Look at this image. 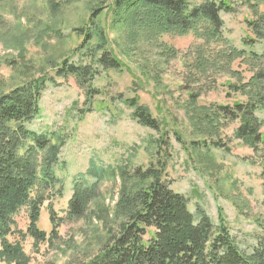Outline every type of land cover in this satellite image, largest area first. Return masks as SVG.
Instances as JSON below:
<instances>
[{"label":"trees","instance_id":"trees-1","mask_svg":"<svg viewBox=\"0 0 264 264\" xmlns=\"http://www.w3.org/2000/svg\"><path fill=\"white\" fill-rule=\"evenodd\" d=\"M248 7L253 18L248 19L247 26L253 36L246 37L244 43H264V12L251 2ZM107 8L110 28L124 32L127 41H135L136 54L132 57L140 60L136 62H140L143 75L152 76L159 84L162 79L158 69L182 58L185 83L181 87L187 94L183 108L193 128L192 148L198 152L207 148L208 153L212 147L229 151L219 133L225 124L237 121L234 135L259 156L264 179V120L257 114L264 110V52L238 49L226 38L221 11H234L230 2L203 0L193 5L188 0H112ZM100 9L94 7L88 25L78 30L82 41L73 51L76 61L65 58L54 65V77H35L0 94V261L6 264L31 261L22 242L10 240L12 235L32 237L36 249L41 243L54 245L60 239L63 223L84 217L93 202L103 200L98 182L90 184L81 175L74 182L64 216H59L54 199L62 196L63 183L55 167L66 144L65 135L60 129L37 131L28 126L41 113L40 101L47 82L71 76L85 90L86 102L91 104L102 94L96 80L107 71H122L126 66L99 17ZM165 33H191L195 40L188 51L182 52L160 40ZM154 40L162 48V58L150 68L149 56L141 47ZM117 46L124 57H128V50L134 51L130 46L128 50ZM234 64L241 69L235 70ZM245 73L251 76L246 79ZM218 74L228 76L227 80L218 82ZM221 85L238 95L233 104H200L204 93ZM123 98L133 109L132 116L159 132V137L149 138L153 158L148 165L130 168L126 161L111 169L121 187L113 218L108 210L105 212L107 238L96 253L77 264H264V236L252 250H246L223 216L216 223L197 207L196 217L188 206L189 198L171 188L168 125L155 117L148 105L140 103L138 95ZM175 134L183 141L178 132ZM90 171L98 181L106 172L102 169L100 173L93 163ZM45 203L52 224L50 232L39 226ZM23 209L29 219L26 230L18 228L16 218Z\"/></svg>","mask_w":264,"mask_h":264},{"label":"rangeland","instance_id":"rangeland-1","mask_svg":"<svg viewBox=\"0 0 264 264\" xmlns=\"http://www.w3.org/2000/svg\"><path fill=\"white\" fill-rule=\"evenodd\" d=\"M188 1L193 5L203 2ZM228 1L234 11H221L226 38L238 49L264 52V43H244L246 37L253 36L247 26L248 19L253 18L248 3L257 4L264 12V0ZM111 2L0 0V94L35 77H54V65L65 58L76 61L77 55L73 51L82 41L78 30L88 25L94 7L101 8L99 17L126 65L122 71H107L96 80V87L102 94L91 104L86 102L85 90L73 77H57L55 81L47 82L40 101L41 113L28 126L37 131L60 129L66 138L59 164L55 167L63 183V193L54 199V209L59 216H64L74 192V182L81 175L90 184L98 182L103 200L93 202L84 217L63 223L60 239L54 245L41 243L36 249L32 237L21 239L16 234L10 240L22 242L31 257L29 264H77L100 249L108 234L105 212L108 210L112 217L121 187L120 179L113 178L111 169L126 161L130 168L148 165L153 158L149 138L159 137V132L143 126L132 116L133 109L123 100V97L138 95L140 103L148 105L154 116L168 125L172 143L168 162L171 188L189 198L188 206L196 217L197 207L203 208L216 223L223 216L238 243L246 250H252L264 236V179L259 156L236 139L237 121L225 124L219 133L229 151L212 147L208 153L207 148L200 152L192 148L193 128L183 108L187 94L181 87L185 83L182 58L173 60L170 67L158 69L162 79L159 84L152 76L143 75L140 62H136L139 59L132 57L136 54L135 41H127L124 32L110 28L111 14L107 5ZM139 39L141 41V37ZM156 40L151 41L152 44L142 43L141 47L149 56L150 68L162 58V48ZM160 40L185 52L195 39L191 33H165ZM118 44L127 50L130 46L134 51L128 50V57H124L117 49ZM234 69L241 68L234 64ZM155 71L152 69V73ZM244 76L248 79L251 74ZM227 78L224 74L216 75L220 83ZM237 97L221 85L204 93L200 104H233ZM257 114L264 120V110ZM175 131L183 141L178 139ZM92 163L99 171L106 170L100 181L90 171ZM47 204L42 210L39 226L50 232L52 224ZM16 218L18 228L26 230L27 211L21 210ZM108 223L111 225L112 221ZM0 264L6 262L0 261Z\"/></svg>","mask_w":264,"mask_h":264}]
</instances>
